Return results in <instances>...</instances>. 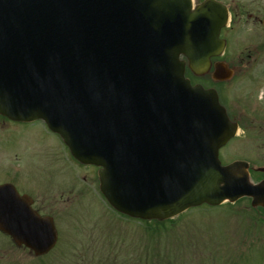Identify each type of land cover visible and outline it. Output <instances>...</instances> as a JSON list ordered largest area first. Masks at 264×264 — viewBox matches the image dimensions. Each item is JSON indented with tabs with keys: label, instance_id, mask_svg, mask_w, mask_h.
<instances>
[{
	"label": "water",
	"instance_id": "1",
	"mask_svg": "<svg viewBox=\"0 0 264 264\" xmlns=\"http://www.w3.org/2000/svg\"><path fill=\"white\" fill-rule=\"evenodd\" d=\"M184 3L0 0V115L45 121L78 161L101 168L102 193L133 218L163 221L244 197L264 207V181L251 182L249 165L219 160L238 125L179 61L209 74L227 21L198 25ZM233 76L224 63L213 73ZM23 203L0 186V232L45 255L57 243L53 221Z\"/></svg>",
	"mask_w": 264,
	"mask_h": 264
},
{
	"label": "rangeland",
	"instance_id": "2",
	"mask_svg": "<svg viewBox=\"0 0 264 264\" xmlns=\"http://www.w3.org/2000/svg\"><path fill=\"white\" fill-rule=\"evenodd\" d=\"M248 70V67L238 68L237 77L229 84L216 86L211 82L223 105L236 114L243 113L245 102L253 103L255 107L259 103L264 105L263 81L248 89L246 99ZM257 134L262 136L264 131L250 130L245 134L241 129L239 138L220 151L222 164L230 165L247 158L250 154L248 146L254 144ZM55 137L42 121L3 123L0 120V174L9 164V152L6 151L10 143L12 153L25 150L20 164L27 161V166L32 167V160L36 158L33 152L39 148L38 140L41 145L54 144ZM260 139L259 143L263 141ZM250 164L264 168V162ZM74 169L75 175L84 174L76 163ZM252 174L255 179L258 177L255 172ZM88 184L85 196L75 202L71 223L65 222L59 227L66 241L63 240L53 252H119L129 254L125 255L126 260L136 259L137 264H264V224L259 222L262 218L252 210L247 199L219 207L193 208L163 226H157L158 222L145 225L112 210L100 191H96L98 183ZM94 223L99 226L96 230L99 243L93 242L85 232ZM54 256L53 253L41 258L32 256L28 249L17 247L0 232V264H59ZM70 263V260L63 261V264Z\"/></svg>",
	"mask_w": 264,
	"mask_h": 264
},
{
	"label": "flooded vegetation",
	"instance_id": "3",
	"mask_svg": "<svg viewBox=\"0 0 264 264\" xmlns=\"http://www.w3.org/2000/svg\"><path fill=\"white\" fill-rule=\"evenodd\" d=\"M190 2L193 12L204 6H210L213 11H208L206 13L208 16H228V25L221 30L220 35V39L226 41L225 54L220 58L214 57L212 59L213 70L217 65L225 63L229 68L235 70L236 77L238 68L248 67L247 99L248 89L251 86L262 81L264 84V0H190ZM181 59L186 61L184 57ZM232 115L235 120L241 123L239 125H242L240 128L243 133L246 134L250 130L254 132L264 131L263 103H259L255 107L253 103L247 104L245 102L243 113L236 114L233 112ZM0 120L3 123L9 121V119L1 116ZM50 133L52 132L50 131ZM55 136L54 144L41 145L40 140H38L39 148L33 152L36 158L32 160V167L27 166V161L20 164L25 150L19 149L12 153L13 147L10 143L6 151L7 154L9 152V164L2 175L0 174V185L14 186L20 195L29 198L26 202L33 211L40 216L53 219L58 231V242L54 251L63 240L66 241L59 230L60 225L65 222L71 223L75 202L85 196L89 190L86 187L89 185L88 183L92 182L94 185L99 171L98 168L86 167L75 161L62 139L57 135ZM255 136L257 140L254 139V144L248 146L250 154L243 159L248 163L264 162V135L257 134ZM259 138L263 139L261 143L258 142ZM74 163L78 165L81 171H84L83 175L79 176L77 173L75 175ZM263 179L262 177L260 180ZM256 211L263 219L262 222H259L264 224V209L258 208ZM98 227V224L94 223L88 229L86 228L85 232L93 242L100 240L99 236L96 235ZM78 228L81 226L79 225ZM51 253L55 255L54 259L59 264H63L64 260H70V264L75 262L76 264H127V262L137 264L136 259L126 260L125 255L129 254L119 252L99 251L75 254L71 251H52ZM148 259L149 253L147 261Z\"/></svg>",
	"mask_w": 264,
	"mask_h": 264
},
{
	"label": "trees",
	"instance_id": "4",
	"mask_svg": "<svg viewBox=\"0 0 264 264\" xmlns=\"http://www.w3.org/2000/svg\"><path fill=\"white\" fill-rule=\"evenodd\" d=\"M187 74H188V77H190L193 81L199 82V80L194 78L193 75L190 72H188ZM156 224L160 225L161 223H156Z\"/></svg>",
	"mask_w": 264,
	"mask_h": 264
}]
</instances>
